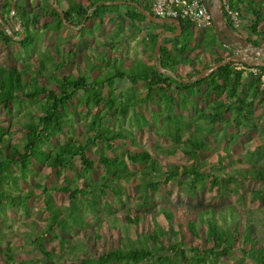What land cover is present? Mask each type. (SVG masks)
I'll list each match as a JSON object with an SVG mask.
<instances>
[{
	"label": "trees",
	"instance_id": "16d2710c",
	"mask_svg": "<svg viewBox=\"0 0 264 264\" xmlns=\"http://www.w3.org/2000/svg\"><path fill=\"white\" fill-rule=\"evenodd\" d=\"M20 1L22 0L16 3L12 18L14 23L20 24L24 36L21 39L20 32L12 31V35L18 38V41H14L0 23V42L4 46L16 44L26 56H29L36 42V36L31 33V28H40L39 32L43 34L51 31L58 34L66 27L58 13L50 6V0H42L43 3L34 8L20 6ZM82 1L87 2L88 5H83ZM54 2L63 11L66 23L72 25L74 30H77L76 28L88 16L85 25L79 31L81 34L89 22L96 20L102 25L105 16H109V22L116 23L119 29L125 24L140 23L160 27L159 33H148L152 58L158 38L165 33L172 35L176 32L174 27L152 24L136 9L127 5H101L87 14L88 10L99 2H131L151 14V0H54ZM11 3L12 0H0V22L7 26L11 25L9 19ZM231 7L239 12L247 36L244 38L226 20L230 30L236 36L243 38L248 45L263 47L264 0H231ZM120 9H124L125 12L121 14ZM41 19L44 21L43 24L40 23ZM179 24L180 36L168 37L162 41L158 56L162 71H159L157 63L147 65L132 62L125 67L123 59H111L106 53H102L103 58L100 62L97 61L96 65L86 64L83 74L74 76L72 73L65 74L61 71L70 66H78L80 61L73 60L75 53H68L69 59H63L60 64L49 54V51L41 54L36 68L28 62L10 69L0 66V108L4 109L9 121L6 125L0 122V229L5 227L2 212L4 206H22L24 213H27L29 202L34 197L42 198L48 218L43 230H32L34 235L31 234V244L41 255V259L32 264L62 262L60 256L44 247L46 236H49L52 242L58 241L60 246L67 243L71 251L79 255L76 259L79 261H75V264H209L218 262L221 258L224 260L222 262L227 263L230 261L226 260L233 258L234 251H239L252 264H264V244L259 243L260 239L264 240V190L262 189L250 191L251 203H259L260 207L244 211H237L233 206L228 207L225 211L219 212L220 223L215 217L218 213L215 209L191 211L185 206L184 211L180 213L181 216H177L176 210L161 208L150 216L148 215L150 212L146 214V211H142V207L140 210L128 206V200L131 198L126 193L128 185L133 186L135 194L140 195L138 199L145 204L161 186L172 181L179 183L181 178L187 179L186 185L190 192L197 190L195 183L199 182L203 185L205 179L211 178L210 189L216 188L218 192L223 193L232 192L239 202H243L245 198L239 187L243 181L254 180L264 184V156H261L260 166L251 165L236 173L225 174L224 177H212L208 174L203 176L195 167L199 162V155L209 150L208 137H217L215 128L218 124L223 125V130L235 127L250 131L254 128L253 115L256 105L264 109V88L260 79L248 72L249 67L245 64L232 62L217 67L224 59L233 55L228 47L218 41L213 26L209 28L212 33L204 36L206 38L204 48L203 45L192 41L191 26L182 22ZM104 46L110 47L111 42L105 43ZM206 49L208 51L211 49L210 52L214 56L212 65H196L190 53ZM218 50L227 52V55H219ZM119 61L120 68L114 69L113 73L105 72L111 68L109 63L115 66ZM180 66L188 67L190 73L182 77L178 72ZM257 69L264 74V68L257 67ZM101 70L104 71L100 76L94 78V73ZM205 70L208 73L202 79L188 84L183 82ZM121 82H127L132 88L142 85L144 97L137 99L122 92L115 95L114 92L119 91ZM104 86L109 89L106 98H102L100 94ZM171 90L176 91L177 99L169 95ZM193 94L201 95L200 97L209 101V111L203 110L197 113L191 122L184 121L181 115L175 120L174 117L164 116L165 123H173L172 139L175 144L181 142L182 127L187 129L194 127L189 138L181 142L183 155L192 160L189 168L170 165L164 172H160L157 161L149 153L145 151L132 153L125 144L130 139L129 134L120 128L117 130L107 128L103 123L106 114L100 116L97 111V108L104 107L107 108L108 113L113 112L118 119H125L128 110L134 111L149 103H156V98L167 104V109L171 111L176 100H180L179 106L182 108L186 107L187 102L193 104L191 101ZM223 96L224 99H220ZM25 105H29L30 109L23 115L27 117V121L22 123L9 119L11 107H15L16 112L19 113ZM82 107H92L96 109V113L87 124L85 134L80 138L71 134L73 125L80 124L75 110ZM134 115L138 118L141 128H150L140 113ZM155 116L159 117L158 114ZM14 122H17L18 127ZM199 122L209 127L207 129L201 127ZM13 132H18L19 135L22 132L19 141L13 140ZM237 135L238 133H235V136H227L224 133V138H235ZM58 138L62 139V142L57 141ZM217 143H219L218 139ZM234 143L235 139L230 142V144ZM100 146H103L106 152L117 153L109 158L103 154ZM92 149L97 151V159L92 160L89 156ZM248 155L251 156L247 153L245 159H248ZM76 163L80 165L81 170L76 175V179H70V172L75 170ZM136 165L140 167L139 177H137L138 173L135 175L128 169L129 166ZM228 166L230 165L225 166L223 170ZM44 168H47L49 173L43 180H48L52 175L57 179L63 178L64 185H47L48 181H43L42 184L35 182L31 190L19 198L21 201L18 203L12 196L13 190L16 189V181H24L30 174L40 177V172ZM135 180L136 184H134ZM231 184L239 186L229 190ZM52 194L66 196L69 205L57 206L52 200ZM107 196L111 199L102 201V198ZM114 208L121 211L123 223L106 222L104 224L106 230L128 234L146 222L147 216L153 224L152 229L143 233L142 241L125 239L126 244L119 240L116 246L108 245L100 233L101 227L98 226L101 224L97 226L98 233L91 232L83 214L85 211L96 215L99 212L112 213ZM158 215L163 217L165 225L157 222ZM97 219L95 217L93 222L97 223ZM250 221L260 225L259 233L248 225ZM182 228H185L188 234L182 232ZM66 231L75 234L83 231L86 237L82 241L78 239L77 245L74 246L71 243L75 241L69 239ZM187 251L193 253V256L187 257ZM86 253L90 254L89 259H84ZM14 260L11 250L7 249L4 264H16Z\"/></svg>",
	"mask_w": 264,
	"mask_h": 264
},
{
	"label": "rangeland",
	"instance_id": "374dc122",
	"mask_svg": "<svg viewBox=\"0 0 264 264\" xmlns=\"http://www.w3.org/2000/svg\"><path fill=\"white\" fill-rule=\"evenodd\" d=\"M42 3V0H22L19 2V5H26V8H29L30 6L31 8H34L38 7ZM119 11L121 14L125 12L124 9H120ZM108 21L107 17H104L102 25H100L96 20L89 22L86 25V28H84L83 34L79 33L80 30L71 31V29L68 28L62 29L58 34L52 31L43 34L42 32H39L40 28L33 27L30 31L36 36V42L34 49L32 52H30V55L26 56V54L23 53L16 44L4 46L0 42V66L5 69H10L14 66L18 67L19 65L28 62L33 68H36L38 66V61L41 58V54L45 51H49V54H51L57 63L63 62V59H69L67 56L68 53H75V55L73 54V60L75 62L80 61V63L77 64L78 66H70L61 71L65 74L72 73L74 76L83 74L81 62H84L85 65H94L97 61H101L103 58L102 53H106L111 59H123L125 67H128L132 62H141L147 65L156 64L154 56L152 58V55L150 54L149 44L144 41V37L146 35V31L152 30L157 32L161 30L160 27L150 25L149 23H140L134 25L125 24V26L119 29L117 28L116 23H111ZM40 23L43 24L44 21L41 19ZM15 25L17 27L16 32L21 33L20 24L15 23ZM241 26L242 27L239 32L244 36V38H246L247 34L244 31V23H242ZM168 27L172 26L168 25ZM7 28L11 33L12 31H15L12 25L7 26ZM210 30L211 29H208L204 33L200 34L193 33L192 41L201 46L203 45L205 48L206 46H204V43L206 38L204 36L212 33ZM108 42H111V46L105 47V43ZM236 50L243 49H241L238 45H235V48L229 49V52L233 53V51ZM210 51L211 49L209 51L208 49L203 51H193L190 53V57L195 59L196 65L211 66L214 56H212ZM218 52L219 55H227V52L225 51L218 50ZM109 65L111 68L107 69L105 71L106 73H113L114 69L120 68L121 66L120 61L117 65H115L116 67L113 63H109ZM103 71L104 70L94 73L93 77H99ZM178 72L182 77H185L190 73V69L188 67L180 66ZM121 83L122 84L119 87V91L115 90V95H118L120 92H122L126 93L129 97L137 99H142L144 97L145 92L142 88V85L132 88L127 82ZM108 93L109 89L106 86H104V88L100 91L102 98H106ZM169 95L176 99L178 97V94L174 90H171ZM200 96L193 94L191 99L193 104L187 102L185 108L179 106L180 100H176L174 105L171 107V111L167 109V104L159 101V99L156 98V103H149L148 105L137 108L134 111L128 110V114L125 119H118L116 116H114L115 114L113 112L108 113L107 108L104 107L97 108V111H99L100 116L106 114L103 123L107 128L112 130H117L120 128L126 134H129L128 136L130 139L128 142H125V144L127 145V148L132 150V153L141 151L149 153L151 157L157 161L158 167L161 169L160 172H164L170 165H177L180 167L183 166L187 168L192 165V160H189L183 155L182 143L189 138L194 128L191 127L187 129L182 127V143L180 142L179 144H175L172 139L173 123H165L164 116L174 117L173 119L175 120L177 119L176 117L181 115L184 121L191 122L197 113H200L203 110L209 111V101L204 100ZM212 98L213 97H211V99ZM220 99H224V96ZM28 106L29 105H25V108L20 109L19 113L16 112L15 107H11V118L9 119L12 121L18 120L22 123L27 121V117L23 115L27 114L30 110ZM75 111L78 113L77 119L80 124L73 125L71 135L82 138L81 135L85 134L87 130V124L91 122L92 116H94L96 113V109L92 107H82ZM134 113H140L144 120L150 125V128H141L138 123V118L134 115ZM5 114L6 113L4 109L0 108V122L5 123L6 125V123L9 121ZM157 114L159 117L155 116ZM253 116L254 128L250 131L245 129H237L235 127H229L228 129L223 130V125L218 124L216 126L215 132L218 133L217 137H208L209 150L206 151V153L199 155V162L195 166L197 169H199L201 175L205 176L208 174L212 175V177H224L225 174L236 173L242 168H248L251 165L260 166L262 164L260 159L261 156H264V109H262V107L259 105H256ZM14 124L18 127L17 122H14ZM198 124L199 126L206 129L209 127L203 122H199ZM13 133V140L15 142L19 141V137H21L22 132L20 135L18 132ZM224 133L227 136H235V133H238V135L235 138H224ZM217 139L219 140V143H217ZM233 139H235V143L230 144ZM52 141H54V139ZM57 141L62 142V139L58 138ZM100 147L103 154L107 155L109 158L115 156V153H117L111 151L106 152L103 146ZM247 153H250L251 156L248 155V159H245ZM89 156L92 160L97 159V151L95 152V150L92 149L91 153H89ZM200 163L202 165L204 164L205 166L201 167ZM227 165L230 166L223 170ZM128 169L134 172L136 175L140 167L137 165L129 166ZM80 170V165L76 163L75 170L70 172V179H76V175L80 172ZM99 171L101 173L102 169L100 168ZM48 173L49 170L44 168L40 172V177L30 174L24 181L17 180L16 189L13 190L14 193L12 196H14L16 201L20 203L21 200L19 198L28 193V191L31 190L32 184L35 182H40L42 184L45 181H48L47 185H64L63 178L57 179L52 175H50L48 180H43L46 176L48 177ZM139 176L140 174L138 173L137 177ZM93 179L96 180V177L93 176ZM210 179H205L206 182H204L205 184L203 185H201L199 182L195 183V185H197V190L194 192H190L188 190L189 187L186 185L187 179L181 178L179 183L172 181L167 185L161 186L157 192L153 193L149 197V201L145 204L143 202L142 204L141 200L138 199L140 195L135 194L133 186L128 185L126 187V193L129 197H131L128 200V206L140 210L142 207V211H146V214L147 212H150L148 214L150 216L156 214L161 208H167L172 211L176 210L178 213L177 216H181L180 213L184 211L185 206H188L191 211L204 208L215 209L216 213L218 212L215 217L219 223L221 221L219 212L225 211L228 207L233 206L237 211L253 210L260 207L259 203H251L250 191L259 189L264 190V184L254 180L243 181V183L238 186L240 187V192L245 194V198L243 202H239L236 195L232 192L223 193L218 192L216 188L210 189ZM80 184L81 183H79V185ZM134 184H136V180ZM238 186L231 184L229 186V190H234ZM87 197L90 198V196ZM109 197L110 196L102 198V201L108 199ZM122 199L124 200V197ZM52 200L57 206L60 207H67L69 205L68 198L61 194H52ZM28 207L29 211L27 213H24L22 206H4L3 208L2 212L4 213L3 220L5 227L0 229V264H4L3 260L5 259V251L7 249L11 250L15 257L14 262L16 264H32V262L35 263L41 259V255L38 251H36V249L33 248V245L31 244V234H33V231L43 230L45 228L48 214L44 210V203L41 197H34L29 202ZM83 215L86 222L90 226L89 230L93 233H98L97 229L98 227H101L100 233L105 238V242L111 246H116L119 240L123 244H126L125 239H130L132 241L133 239H137L138 241H142L144 236L143 233L148 229H152L153 225L150 217L147 216L146 222L142 223L141 226H139L137 230H134L133 232H129L128 234L123 233L122 231L110 232L104 228V224L106 222L112 223L113 221H116V223H123V215L118 208H114L112 213L99 212L98 215H96L94 213L92 214L85 211ZM95 217L98 218L97 223L93 222ZM157 222L161 225H165L162 216L158 215ZM248 225H250L255 232L259 233L260 225L258 223H253L250 221ZM182 232L188 234L185 228H182ZM66 234H68L71 241H75L71 243V245L74 246L77 245L79 241L78 239H81L80 241H82V239L86 237L83 231L80 234L69 233L66 231ZM90 236L92 239V235ZM90 243H92V240ZM259 243L264 244V240L260 239ZM44 247L47 250L54 251L57 256L61 257L60 261L62 262L59 264H75V261H79L76 260L78 259L79 255L75 254V251L73 253L70 247H68L67 243H65L63 246H60L58 241L52 242L50 237L46 236ZM90 247L91 246L89 245V248ZM86 254L87 255L84 256L86 258L84 259H89L90 254ZM191 256H193V253L187 251V257ZM232 257L233 258L231 260H226L230 261L227 263L222 262L224 260L221 258L218 262H211L209 264H252L247 258H244L239 251H234ZM67 259H70L71 261H68ZM55 261H57V259H55Z\"/></svg>",
	"mask_w": 264,
	"mask_h": 264
},
{
	"label": "water",
	"instance_id": "95a60500",
	"mask_svg": "<svg viewBox=\"0 0 264 264\" xmlns=\"http://www.w3.org/2000/svg\"><path fill=\"white\" fill-rule=\"evenodd\" d=\"M18 0H12L11 6H10V23L12 25V27L14 28L15 31H17V27L13 21V15L15 12V6ZM210 3V8H209V12L212 16V26L214 29V33L218 39V41H220L225 47H232L235 45H238L241 49L245 50L247 53L249 54H257L261 60L259 62H253V63H249L247 61H245L241 56H232L231 58H227L224 59L221 63H219L217 65V67L224 65V64H228V63H232L235 62L237 64L241 63V64H245L248 67H262L264 68V46L261 48H257L251 45H248L243 39H241L240 37L236 36L231 30L230 28L227 26L224 17L221 14V7L219 4V0H209ZM50 6L58 13L63 25L68 28V29H75L72 25L66 23L65 20V15L63 13V11L59 8V6L57 4H55L54 0H50L49 1ZM101 5H127V6H131L134 9H136L147 21L151 22L152 24L155 25H160V26H172L175 29V34L169 35L167 33L163 34L162 36H160L157 40L155 49H154V60L155 62L159 65V71H162L160 64L158 62V56H159V51H160V47L162 44V41L165 38H177L180 33H181V28H180V24L175 21V20H159V19H155L151 14H149L148 12H146L145 10H143L140 6H138L135 3H131V2H127V3H120V2H111V3H105V2H99L97 4H95L91 9L88 10L87 14H90L92 11H94L98 6ZM88 17V16H87ZM87 17H85L83 23L76 28L77 30H80L84 25L85 22L87 20ZM1 25L4 27L6 33H8L9 37L11 39H13L14 41H18V38H16L15 36L12 35V33L8 30L7 25L3 22H0ZM21 39L23 38V34H20ZM208 73V71H203V73L197 75V76H193L191 79H189L188 81H183L184 83L188 84L191 82H195L199 79H202L206 74Z\"/></svg>",
	"mask_w": 264,
	"mask_h": 264
},
{
	"label": "built area",
	"instance_id": "2783aa9c",
	"mask_svg": "<svg viewBox=\"0 0 264 264\" xmlns=\"http://www.w3.org/2000/svg\"><path fill=\"white\" fill-rule=\"evenodd\" d=\"M221 14L232 28L240 31L242 21L239 12L231 7V0H219ZM209 0H151L150 11L155 19L175 20L178 23H186L191 26L194 34L204 33L212 27V16L209 12ZM233 56H241L249 63L259 62L261 58L257 54H249L245 50H236ZM248 72L260 79L264 88V74L257 67H249Z\"/></svg>",
	"mask_w": 264,
	"mask_h": 264
},
{
	"label": "crops",
	"instance_id": "0c3cea01",
	"mask_svg": "<svg viewBox=\"0 0 264 264\" xmlns=\"http://www.w3.org/2000/svg\"><path fill=\"white\" fill-rule=\"evenodd\" d=\"M83 5H88L87 4V2H85V1H82L81 2ZM105 17H107V21L109 20V16H105ZM104 20V18L102 19V21ZM109 22V21H108ZM126 25H128V24H126ZM86 28V27H85ZM74 30V29H73ZM72 31V30H71ZM161 31V30H160ZM160 31H157V32H155V31H146V35H145V37H144V41H146L148 44H149V46H150V43H149V41H148V33H153V34H156V33H159ZM95 63V62H94ZM81 65H82V67H83V69H85V67H86V65H85V63L84 62H81ZM94 65H96V63L94 64Z\"/></svg>",
	"mask_w": 264,
	"mask_h": 264
},
{
	"label": "flooded vegetation",
	"instance_id": "af4514ba",
	"mask_svg": "<svg viewBox=\"0 0 264 264\" xmlns=\"http://www.w3.org/2000/svg\"><path fill=\"white\" fill-rule=\"evenodd\" d=\"M228 48H229V49H231V48H233V49H234V48H235V46H232V47H228Z\"/></svg>",
	"mask_w": 264,
	"mask_h": 264
}]
</instances>
